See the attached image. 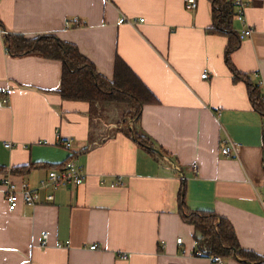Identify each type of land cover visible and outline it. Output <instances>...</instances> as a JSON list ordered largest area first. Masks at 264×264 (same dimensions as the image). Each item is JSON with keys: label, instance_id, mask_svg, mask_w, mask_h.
<instances>
[{"label": "crops", "instance_id": "1", "mask_svg": "<svg viewBox=\"0 0 264 264\" xmlns=\"http://www.w3.org/2000/svg\"><path fill=\"white\" fill-rule=\"evenodd\" d=\"M194 1L0 0L8 33L55 34L108 80L119 57L158 101L142 106L139 123L166 152L152 156L116 131L121 107L90 126L89 104L58 94L61 63L10 56L0 30V264H211L193 255L181 188L188 211L225 217L240 247L264 257V123L246 84L232 81L229 36L210 32L209 1ZM247 1L244 23L233 7L238 47L229 59L264 99V0ZM77 19L84 25L68 26ZM245 27L252 32L240 39ZM231 144L234 154L223 156ZM72 153L81 185L58 189L50 203L8 209L4 175L35 188ZM27 165L25 174L11 171Z\"/></svg>", "mask_w": 264, "mask_h": 264}, {"label": "trees", "instance_id": "2", "mask_svg": "<svg viewBox=\"0 0 264 264\" xmlns=\"http://www.w3.org/2000/svg\"><path fill=\"white\" fill-rule=\"evenodd\" d=\"M208 1L211 5L213 21L210 32L229 36V42L225 48V60L231 72L232 81L246 84L252 108L261 115L264 123V100L258 91L259 86L251 84L244 74L238 73L229 59L230 54L238 47L237 33L232 28L234 8L228 0ZM67 24L73 28L84 25L79 19L68 21ZM0 30L4 47L10 56L32 55L61 63L58 94L66 101L87 102L90 126H93L94 118L121 107V118L114 125L118 128L116 131L132 139L138 147L150 155L157 156L156 153H158L159 156H166V152L154 147L152 140L143 133L139 123L142 106L155 104L158 101L119 57L114 59L113 77L108 80L96 71L93 63L81 54L75 44L60 40L55 34L26 37L22 34L8 33L4 30L1 20ZM1 94L2 97L7 98L6 93L1 92ZM107 119L111 120L112 116H108ZM87 150L88 148H84L81 152ZM75 155L76 153H72L61 164L49 166L51 167L49 170L60 168L66 161L74 160ZM30 167L31 165L16 167L11 171L16 174H25ZM178 203L182 221L193 228L195 244L193 255L200 252L201 257L206 258L210 255H218L225 259L235 258L250 264H264V257L240 247L233 226L225 217L213 211H188L182 188L179 191Z\"/></svg>", "mask_w": 264, "mask_h": 264}, {"label": "built area", "instance_id": "3", "mask_svg": "<svg viewBox=\"0 0 264 264\" xmlns=\"http://www.w3.org/2000/svg\"><path fill=\"white\" fill-rule=\"evenodd\" d=\"M231 5L236 9V18L241 23H244V10L247 7V0H228ZM190 6L195 7L194 0H188ZM125 17H120L118 23L122 24L126 22ZM251 30L245 27L244 30L240 32V39H243L251 34ZM4 33V32H2ZM202 79L208 78L207 70H204L201 74ZM7 99L4 98L0 102V106ZM264 100V99H263ZM66 146L70 145V142L65 143ZM6 147H11L10 143L5 144ZM234 146L226 145L220 148V153L223 156H232L234 154ZM84 174L80 166L74 160H68L60 168L49 170L46 178L40 180L39 185L32 188L27 182L21 181L20 183H15L11 180V177L4 175L1 180V185L3 187V194L6 200V204L9 210H15L18 205H31L36 206L40 204L50 203L54 200V192L60 188L68 186H79L83 183ZM49 189L48 192H46ZM42 244H45L47 235L42 236ZM178 244L181 243V239L176 240ZM91 250L96 249L95 245L90 246ZM195 256H201L200 252H196ZM211 264H226L225 260L218 255H210L207 257Z\"/></svg>", "mask_w": 264, "mask_h": 264}, {"label": "rangeland", "instance_id": "4", "mask_svg": "<svg viewBox=\"0 0 264 264\" xmlns=\"http://www.w3.org/2000/svg\"><path fill=\"white\" fill-rule=\"evenodd\" d=\"M5 99H7V98H5ZM3 100H4V98H3L2 100H0V102L3 101ZM6 103H7V100H6V102H3L2 105H3V104H6ZM122 112H123V111H122ZM121 115H122V114H118V118H121ZM118 118H117V119H118ZM114 121H116V120H114ZM222 258H223V257H222ZM223 259L225 260V258H223Z\"/></svg>", "mask_w": 264, "mask_h": 264}]
</instances>
